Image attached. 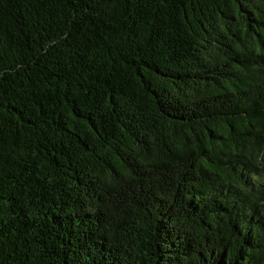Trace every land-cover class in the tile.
Returning <instances> with one entry per match:
<instances>
[{"label": "trees", "instance_id": "obj_1", "mask_svg": "<svg viewBox=\"0 0 264 264\" xmlns=\"http://www.w3.org/2000/svg\"><path fill=\"white\" fill-rule=\"evenodd\" d=\"M0 264H264V0H0Z\"/></svg>", "mask_w": 264, "mask_h": 264}]
</instances>
